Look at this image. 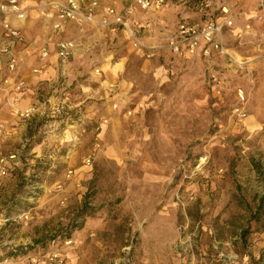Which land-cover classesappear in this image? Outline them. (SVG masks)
Listing matches in <instances>:
<instances>
[{
  "label": "rangeland",
  "instance_id": "obj_1",
  "mask_svg": "<svg viewBox=\"0 0 264 264\" xmlns=\"http://www.w3.org/2000/svg\"><path fill=\"white\" fill-rule=\"evenodd\" d=\"M199 1L143 16L139 46L78 39L65 112L36 109L21 142L0 138V157L16 153L0 174V264H178L182 242L197 260L264 264V0H211L233 22L227 53L174 56L168 37Z\"/></svg>",
  "mask_w": 264,
  "mask_h": 264
},
{
  "label": "crops",
  "instance_id": "obj_2",
  "mask_svg": "<svg viewBox=\"0 0 264 264\" xmlns=\"http://www.w3.org/2000/svg\"><path fill=\"white\" fill-rule=\"evenodd\" d=\"M66 1L67 0H22V4L27 8L25 18L22 20L9 18V21L14 26L18 27L23 33L24 39L21 42L11 43L5 36L4 29L0 24V48L9 45L11 53L15 54L18 61L16 70L14 72H9L6 63L8 56L0 54V83L3 78H6L5 83L0 86V123L10 129L8 131L12 136L4 137V140L6 141H2V144L9 142L12 138L21 142L22 138L26 137L27 130L30 128V125L32 124L31 122H33L34 116L29 120L20 119L16 115L18 109L25 110L27 108H34L35 110L37 109V114L45 113L46 118L47 116H53V114H51V109L55 105L63 102L60 99L65 98L63 92L67 90L63 85L64 83L60 84V79L72 74L69 65L74 57L79 56L82 51L84 52V55L88 54V52L85 51L84 42H81L80 40L81 45H79L78 39L88 37L91 42H95V40L100 38V35L116 37L123 33L121 29L109 31L108 29L94 23L86 22L78 24L69 20L59 21L56 17L57 7L60 4H64ZM99 1L102 6L105 4L114 5L117 12H123V9L127 4L126 0ZM169 2L161 10L154 12L158 13L162 10L164 12V10L168 8ZM222 5L223 4L217 2H212L209 12L214 16L215 11H220V9L224 8ZM42 9L41 16V14L39 15V12ZM154 12H149V15L154 14ZM35 13L38 18L35 17ZM137 16L138 15L134 13L130 18L132 19ZM181 21L192 23L200 22L201 18L197 11V6L194 16H187L178 20L172 34L176 31L177 25ZM56 24L59 26L55 27ZM64 39H72L74 41V48L67 61L61 63L56 51L57 43ZM43 48L48 51V56L46 58H41L40 55ZM172 55L178 56L179 58H200L199 56H191L186 53H172ZM106 58L107 57H105V59ZM104 62L103 67L109 64L110 75H112V73L113 76L118 74L119 71L116 69L120 67L119 63L112 60L109 62L105 60ZM34 69H38L40 72L36 73L33 71ZM76 73L79 72H74L73 76L76 75ZM19 80L24 81V87L21 91H16L14 85H16ZM113 80L115 81L116 78L113 77ZM98 85L100 89L103 88L100 81H98ZM107 85L109 86H104V88L107 87V89L110 90L112 88L110 85H115V83H108ZM59 87H61L62 90H60ZM57 93L58 96L56 95ZM67 99L69 100L68 97H66V100ZM45 105H48V108L50 109L51 107V109L48 111H41ZM12 108L14 109L12 110ZM47 113L49 115H47ZM10 152L12 151H9V153ZM175 252L177 255V263L183 264L186 258L185 255L177 250Z\"/></svg>",
  "mask_w": 264,
  "mask_h": 264
},
{
  "label": "built area",
  "instance_id": "obj_3",
  "mask_svg": "<svg viewBox=\"0 0 264 264\" xmlns=\"http://www.w3.org/2000/svg\"><path fill=\"white\" fill-rule=\"evenodd\" d=\"M123 12H117L114 5H101L99 0H67L64 4L57 7L56 17L59 21L69 20L78 24L94 23L102 26L109 31L121 29L123 33L128 34L133 38V45L139 46V41L136 38L135 27L141 29L144 24L143 16L149 12L161 10L169 0H126ZM211 0H200L197 4V11L200 14L201 21L192 23L188 21H181L178 23L176 31L168 38L167 46L172 53L182 54L186 53L191 56H199L203 58L211 57L215 54H226L227 48L223 41V33L225 30L234 32L233 22L228 16H223L221 20L214 18L213 14L209 12L211 8ZM100 9V10H99ZM27 8L22 4V0H0V24L4 29L5 36L10 42H21L24 39L21 30L14 26L9 18L22 20L26 16ZM221 13H226V8L220 9ZM134 13L138 16L130 18ZM59 25L56 24L55 27ZM240 37V33H235ZM74 48V41L72 39L60 40L57 43V56L61 63L67 61L72 49ZM0 54L7 55V69L9 72H14L17 68L18 61L15 54L10 51L9 45L0 48ZM41 58L48 56L46 49L41 50ZM149 54L147 56H151ZM34 72H40L34 69ZM24 87V81L19 80L14 89L21 91ZM66 103L61 102L53 107L51 114L60 116L65 112ZM36 110L34 108H27L25 110L18 109L16 115L22 120H29L35 116ZM10 135V132L0 123V138ZM16 153L8 154L0 157V174H7L14 169ZM189 238V237H188ZM192 242V241H191ZM71 243V241H68ZM182 245V246H181ZM179 246V251L185 255L183 264H215L207 253H202L199 260L195 259L194 251L190 244L182 242ZM213 247H211V252ZM210 255V254H209ZM219 256L221 254H218ZM56 257V255L54 256ZM224 264H230L225 262Z\"/></svg>",
  "mask_w": 264,
  "mask_h": 264
},
{
  "label": "trees",
  "instance_id": "obj_4",
  "mask_svg": "<svg viewBox=\"0 0 264 264\" xmlns=\"http://www.w3.org/2000/svg\"><path fill=\"white\" fill-rule=\"evenodd\" d=\"M264 205V193L263 195L259 198V204H258V210L262 209V206ZM68 237V236H67Z\"/></svg>",
  "mask_w": 264,
  "mask_h": 264
}]
</instances>
